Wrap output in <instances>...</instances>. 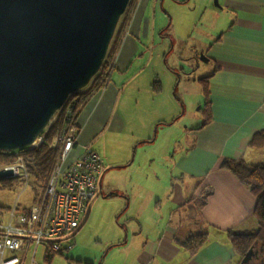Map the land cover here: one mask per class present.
<instances>
[{
    "label": "crops",
    "instance_id": "0c3cea01",
    "mask_svg": "<svg viewBox=\"0 0 264 264\" xmlns=\"http://www.w3.org/2000/svg\"><path fill=\"white\" fill-rule=\"evenodd\" d=\"M165 3L174 4L173 0L136 1L109 83L92 95L77 117L76 144L66 164L86 147L99 154L103 160L100 193L111 173L131 168L136 161L135 171L143 170L140 192L136 190L133 199L127 196L124 208L134 229L119 245L132 254L122 256L118 264H240L228 232L257 229L256 198L222 163L264 165V141L250 144L254 135L264 134V0H218V7L210 11L213 22L208 25L214 35L205 47L192 46L195 52L201 49L206 66L200 81L206 89L208 112L204 110L200 127L180 134L178 144H167L163 138L170 129L165 120L141 128L126 119L121 103L125 90L150 67L152 58L146 52L154 49L151 44L168 35L162 34L168 21L162 10ZM148 22L153 28L143 39ZM158 87L157 81L150 85L153 93ZM184 113L178 118L182 120ZM159 127L164 128L159 131ZM108 183L109 188L115 186L111 177ZM197 205L198 213L191 217ZM201 234H207L206 243L190 253L183 242Z\"/></svg>",
    "mask_w": 264,
    "mask_h": 264
},
{
    "label": "rangeland",
    "instance_id": "374dc122",
    "mask_svg": "<svg viewBox=\"0 0 264 264\" xmlns=\"http://www.w3.org/2000/svg\"><path fill=\"white\" fill-rule=\"evenodd\" d=\"M173 2V5L165 3L162 8L168 18V21L163 25L166 29L162 34L166 32L168 35L165 38L156 39L151 44L154 49L146 52V55H151L152 58L150 67L142 73L134 85L125 90L121 100V103H124L126 119L131 123H136L141 128L152 125L154 121L157 123L161 121L160 119L165 120L167 122L165 124H168L166 126L170 127L168 132L163 134L167 144L181 143V139L178 142V138L182 132L198 128L204 121L206 89L200 80L206 74L204 70L206 66L201 49L195 52L192 46L203 48L209 44L211 36L214 35L213 27L208 25L213 22L210 11H214L218 7V0H173ZM125 16H122L118 24H121ZM151 24L148 22L146 25L143 39L149 37L151 27L153 28ZM158 25L159 23L155 28ZM116 54H118V50ZM164 54L167 55L164 57ZM106 61L108 62L107 67L113 62L111 58H107ZM107 67L103 69L105 72ZM154 81L159 83L158 91L155 93L150 88ZM160 86H162L161 91H159ZM63 109L61 115L64 114L66 117L69 114L70 105L63 106ZM59 112L55 114L50 124L57 121ZM182 112L185 113L181 120L180 114ZM163 128L159 127V131ZM155 134L156 126L152 131V139L156 137ZM172 139H174L173 142H171ZM133 158L132 153L129 163ZM136 164L137 161L134 165ZM134 165L105 177L101 193L98 191V197L89 204L87 220L73 234V239L72 237L69 238L73 248L69 251H63L61 255H55L49 261L44 260L43 251L40 247L36 255L37 264H118L117 261L122 256H131L132 252L128 247L122 249L119 245L126 242L127 234L134 229V224L128 225L130 221H126L124 211L128 199L126 197L135 198L136 190L139 191V180L145 181V178L139 177L143 170L135 171ZM109 177L115 182V186L112 188H109ZM32 184L31 181L30 186L25 190H22L23 185L21 184H18L17 188H0V207L11 208L16 201L22 207H29L35 192L40 188L39 185L34 186ZM115 190H123L125 193L117 195ZM111 193H114L115 196L108 197ZM141 203L142 201L139 204L141 205ZM197 213L198 205L193 207L190 215L194 217ZM128 237L136 238L132 235H128ZM24 264H29L28 260Z\"/></svg>",
    "mask_w": 264,
    "mask_h": 264
},
{
    "label": "water",
    "instance_id": "95a60500",
    "mask_svg": "<svg viewBox=\"0 0 264 264\" xmlns=\"http://www.w3.org/2000/svg\"><path fill=\"white\" fill-rule=\"evenodd\" d=\"M130 0H0V151L32 145L89 85ZM0 171V179L11 176ZM251 248L240 264H251Z\"/></svg>",
    "mask_w": 264,
    "mask_h": 264
},
{
    "label": "built area",
    "instance_id": "2783aa9c",
    "mask_svg": "<svg viewBox=\"0 0 264 264\" xmlns=\"http://www.w3.org/2000/svg\"><path fill=\"white\" fill-rule=\"evenodd\" d=\"M104 62L107 67L106 59ZM107 68L106 72L102 69L96 75L105 83L109 81L114 62ZM45 134L46 129L32 145L14 152L11 163L0 166V171L12 173L0 180H11L15 188L21 184L22 190L30 186L33 179L29 165L34 158L27 152L44 145ZM76 137L77 128L71 126L48 145L55 148L60 143L59 156L44 192H35L29 207H22L17 201L11 208L0 207V264H24L27 260L29 264H37L40 247L45 260L72 249L69 238L85 222L89 204L100 192L103 174V160L90 147L66 164Z\"/></svg>",
    "mask_w": 264,
    "mask_h": 264
},
{
    "label": "trees",
    "instance_id": "16d2710c",
    "mask_svg": "<svg viewBox=\"0 0 264 264\" xmlns=\"http://www.w3.org/2000/svg\"><path fill=\"white\" fill-rule=\"evenodd\" d=\"M137 0H130L127 10L124 15H126L121 24L119 23L114 33V39L110 43L109 50L106 56L111 58L112 61L116 56L121 38L125 32L126 25L130 20L133 9L136 5ZM122 18V17H121ZM120 18V19H121ZM120 21V20H119ZM105 67V62L103 63L101 70ZM107 83L98 80V77L92 79L89 85L81 91L72 94L66 101L64 106L70 105L69 116L62 112V108L57 115V121L49 123L47 126V132L44 136V145L28 151L27 153L34 158L33 163L29 165V171L33 179L32 185H39L40 188L36 191L38 194L44 192L46 183L56 165L57 158L59 156L60 146L56 145L55 148H49L48 145L51 144L52 139L56 135H60L62 130L75 126L77 117L85 105V103L92 97L95 92L103 89ZM207 106V105H206ZM205 111L208 112L206 107ZM52 121V120H51ZM262 140L264 141V134L254 135L250 144L254 145ZM14 153H7L0 151V165H7L13 161ZM222 168L231 172L237 180L244 185L251 194L256 198V205L254 209V217L257 221V229L253 232H228V240L240 258V263L247 252L254 248L257 252L256 259L251 264H264V165H250L244 161H232L225 160L222 163ZM13 187V182L11 180H0V188L8 189ZM204 203L201 201V204ZM207 241V234H201L197 236H192L186 239L183 243L190 253L195 254L198 249H200ZM61 255V254H59ZM49 261L51 259H48ZM48 261V262H49Z\"/></svg>",
    "mask_w": 264,
    "mask_h": 264
},
{
    "label": "bare ground",
    "instance_id": "6f19581e",
    "mask_svg": "<svg viewBox=\"0 0 264 264\" xmlns=\"http://www.w3.org/2000/svg\"><path fill=\"white\" fill-rule=\"evenodd\" d=\"M47 132V129H46ZM56 137H59V135L55 136L52 140H54ZM60 145V143H58V146Z\"/></svg>",
    "mask_w": 264,
    "mask_h": 264
}]
</instances>
